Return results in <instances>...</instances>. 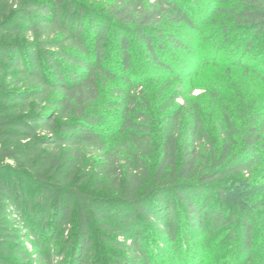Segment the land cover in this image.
<instances>
[{"label": "trees", "instance_id": "1", "mask_svg": "<svg viewBox=\"0 0 264 264\" xmlns=\"http://www.w3.org/2000/svg\"><path fill=\"white\" fill-rule=\"evenodd\" d=\"M209 12L227 42L239 34L247 51L264 40V0H217ZM170 25L189 38L201 30L179 0H0V264H156L147 227L174 248L223 231L243 264L264 261V111L235 94L236 114L225 108L209 123L192 98L165 111L185 96L168 90L155 113L151 80H120L109 65L112 34L122 72L131 38L172 72L154 43L194 50ZM225 66L264 85L241 59ZM115 109L119 139L108 145L101 126ZM233 185L244 199L230 206Z\"/></svg>", "mask_w": 264, "mask_h": 264}, {"label": "rangeland", "instance_id": "2", "mask_svg": "<svg viewBox=\"0 0 264 264\" xmlns=\"http://www.w3.org/2000/svg\"><path fill=\"white\" fill-rule=\"evenodd\" d=\"M80 1L86 2L87 0ZM179 1L184 2L185 9L198 20L201 30L195 33L194 37L189 38L188 36L191 35V31L174 25H170V27L173 28L174 33L185 39V42L194 50V53L189 54L188 52L178 51L164 39L162 41L163 47L154 43L155 54L164 61H170L172 72H169L156 66L148 54L146 47L134 38H131L133 40L130 48L131 68L126 72H122L117 61L118 48L114 46V37L110 34L106 54L110 62L109 65L113 67V71L117 77L121 80L127 74L136 81L150 79L153 87L149 91V96L154 105V111H152L155 113L165 109L166 105L164 104L168 100L163 97V93H166L168 90L170 91L169 95H173L175 91H179L184 93L185 96L184 98L180 97L174 102H170L165 111L168 109L169 112L174 113L180 111L183 107L187 108L184 104L185 98H192L188 107L193 106L196 102L200 106L202 115L209 123L211 122L210 118H216L218 113L225 110V108L232 113V116L236 114L234 110L235 103L230 100L231 97H235V94L239 98L249 95V98L255 103L256 108L259 111H264V85L256 86L251 74H242L241 71L226 74L223 71L226 67L225 65L229 64V61L241 59L251 69L257 71V73L261 72L264 74V40H255L253 46L246 51L244 41L241 42L239 34L233 35L232 39L227 42L225 35L220 33L216 24L211 21L209 7L213 3H217V0ZM201 57H206L205 62H207V65L199 66ZM186 70L187 73L184 72ZM177 73L181 74V78H172V75ZM190 87L194 88L191 89ZM211 90L218 91L219 94L215 97L211 93ZM201 95H203L201 99H194ZM116 111V109L107 111L106 120L101 126L108 145L113 144L114 141L119 139L116 138L114 140L118 134L119 114ZM211 135L213 138L218 139L214 131L211 132ZM262 175L264 177V172L260 174V176ZM92 185V181L85 184L89 190ZM231 190H235V195H228L226 202L230 206H235L236 199H244V195L234 185L231 187ZM91 191L94 192V189L91 188ZM254 191L260 193L262 186L255 187ZM209 199L208 204H213L215 207H219L222 204L215 192L210 193ZM176 216L179 219V226H182L185 223L183 221L185 217L184 213L177 209ZM190 233V235L193 234L192 232ZM217 235L207 241L198 233L193 239H189V241H185L184 238L179 237L178 242H176V248L167 245L159 237L154 227H147L143 231L142 236L145 242H147L148 250L159 256V259L155 261L156 264H243L244 256L236 255L237 247L235 242L228 238V233L221 231ZM118 239L123 240L125 236L120 235ZM25 244L27 243L25 242ZM259 245L256 244L255 247ZM255 250L256 252L259 251L257 248ZM250 264H264V261L256 260L250 262Z\"/></svg>", "mask_w": 264, "mask_h": 264}]
</instances>
